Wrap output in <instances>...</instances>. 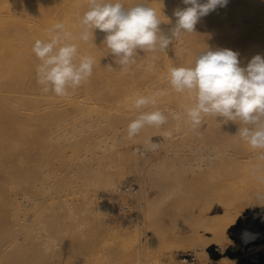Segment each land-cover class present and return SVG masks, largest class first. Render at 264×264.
<instances>
[{"label":"bare ground","instance_id":"6f19581e","mask_svg":"<svg viewBox=\"0 0 264 264\" xmlns=\"http://www.w3.org/2000/svg\"><path fill=\"white\" fill-rule=\"evenodd\" d=\"M165 1L166 0H143V2L148 3L150 6L156 9L157 14L163 21L160 25L162 29H164L163 27H167L168 20L173 21V24L176 22V17L174 16L175 11L172 10L173 5H175V3H173L174 0H167V4H165ZM233 1H236V4H233L235 5L233 11L236 10L238 12L240 9L238 10L237 8L244 7V0ZM122 2L127 7L140 2V0H122ZM87 6L88 0H0V210L2 209L3 211V213L1 212L2 215H0V222L3 224L7 223L9 227H11L12 224L16 226V223L18 224V222H20L22 214L19 216V212L22 208L31 207L34 205L33 203L36 204V202L34 201H36V199L38 198H36V196L33 194V188L36 186V183L32 174V170L34 168L35 170L42 169L41 172L35 171V173L42 174L40 176L42 178H46L49 175V171L43 168V166L46 164H50L52 165V167H54L57 173L61 172L64 169V166L72 167L76 172L78 170L77 178H80V184L84 186V188L83 186H77V188H80L82 189L81 191H83L79 192L81 194H78L79 196H77L82 199L83 206L81 204L80 209H83L82 207H84V205H86V209L87 207H89L90 209V203H92L93 201H96V203L98 202L97 204H93L95 205V208H92L93 205L91 206V208L95 209V212L97 211L98 213H102L104 215L105 222H103L102 226L104 225V223L111 222L109 229L105 227L107 225L103 226L106 228L105 233H107L108 237L106 235H102V237L106 236L107 238H109V235H111V233L113 235L116 231H110L111 233L108 231L112 230L110 229L111 227H113V220L111 219H114L113 217H115L113 216V211L111 209L112 202H110L111 200L109 201V196L111 195V193H113V191H117L115 185L122 179L123 175H120L122 174V171H119V166H117L118 170L116 168L117 171L114 170V172L110 171L102 173L96 171L95 169V171L90 170L91 168H89L90 164H88V159H90L91 157L100 158L99 156L101 155L115 153V151L117 150L116 145L118 144L116 143V138L121 137V132L119 133L117 132V130L115 131V127H111L114 130H111L110 127H107V124L111 122L112 117H114L115 115V112L113 111L114 106H118V104L123 100H130V98L136 94L151 95L157 89H159V85L162 83H165L166 86L168 85L167 88H165L166 91L170 89L172 90L171 85L169 84L168 74L164 76L162 75L159 78V56L158 58L154 59V57L149 56L150 54H147L149 53L148 51L143 53V55L139 57V60H137L132 68L133 70L130 68L132 71H137L134 77L135 79L132 78V80H130L131 78L129 77L131 76H128V81L126 79V76L122 77L119 75L118 77L115 73H113V70L116 68V66L114 67L115 64H111L113 60L109 59L105 55L107 54V52L105 53L103 50L102 53L105 54L100 55L101 53L99 49L102 48L95 45L97 41L104 39V37H102L104 34L100 36L96 34L98 32H101L97 29L94 30L93 40L91 37L87 42L80 41L79 39L76 40L80 55H91L95 58L96 61L93 69V74L89 81L81 85L74 91H71L70 95L67 97H58L52 92L43 93L41 90V86L37 83L36 78V66L41 62L32 52L34 42L37 39H48V29L53 24L61 22L65 24L66 28L73 34V36L78 37L81 31L79 17L82 16L83 13L87 10ZM244 11L245 10L241 12L244 13ZM241 12H235V15L231 13V16L229 15L230 18H228V21L223 14L221 16H223V19L227 21L224 23H227L226 25L229 28L228 30H230L229 34H231L232 31L237 30L241 31L244 34L243 37L240 36V34L243 35L242 33L239 34L240 38H243L241 47L239 48L241 49L240 53L243 55L239 58V60L241 66L245 67L247 63L252 59V57L256 55L253 51L252 45L253 41L255 40V36L258 34V27L260 23L259 19L255 18V16H252L251 14H245L244 16ZM262 19H264V17ZM166 29L167 28H165V31ZM177 45L176 48H173L177 49ZM175 49H172V51H174ZM180 49L181 48L177 50ZM157 52L159 51H156L154 53ZM175 52L177 51L175 50ZM195 52L193 54H196ZM137 54L140 55L142 53ZM258 54L264 56V53L262 54V52ZM144 58L146 61H144ZM137 64L138 66L136 67ZM162 64H164V67L166 66L168 69L170 67H173L171 60L167 58L164 59ZM119 67L120 66H118V68ZM136 77H138L137 80ZM123 78L126 80H123ZM134 80L135 82L132 83V81ZM162 89L163 88H161V91ZM173 96H175V93ZM189 103H191V101ZM174 112H176V109ZM128 118L130 119L131 116ZM206 118L207 122L198 130H196L195 133H191L193 134L192 136L197 135L200 137H203L208 133H212V140L210 139V142L204 141L206 143L198 145L195 142V146H193V144H190L193 147H191L190 149L188 148L189 152L187 157L185 156V152H187V150L184 152V150L182 151L181 149L183 146L179 148V151L174 150V153L178 155V159L181 156L186 161H184L186 165H182L185 167L188 175L192 174L193 177L196 174H200V177L201 175H204L208 187L206 189L175 190V192L178 191L177 193H180L181 196L184 197V199L181 197L182 201H185L186 198H190V200L192 199L193 201L195 199V202L191 204L190 207L186 208H189V210L184 213L185 215L180 217L179 214L181 223H179L178 225L175 224L176 226H173L172 228H169L168 225L164 226V228H168H165L166 230L162 232V237H159V248L155 249L158 250V252H156V255L151 254L150 252L149 256L143 255L145 253V250H147L148 253L151 242H153L154 244L153 248L156 247V238H152V236L157 237V235H154L153 233L151 238H144V240L146 239L144 243L140 241L141 243L138 244L139 240H137L136 242L139 246V250L137 251H141L143 254L140 253L141 255H139L137 253L135 254L136 257H133V255H128L125 252V256L122 259H117L118 257L108 256L107 259L105 258L107 261H105L104 264H187V258H180V255H191L193 256V259L200 264H235L237 259L231 257L230 255L224 254L221 257L213 258L209 253V247L211 245H216L221 250L220 252H224L228 248H234L236 250H241L242 252L250 249H264V241H261L264 240V231L260 229L246 226L242 227L235 238H233L229 233V229L235 223L237 217L246 208L252 207L254 205H258L261 208H264V160H261L259 158V150L252 149L246 142H244L238 135H236L239 127L237 123L228 121L227 123H222L220 125L219 123H217L215 117L206 116ZM219 119L220 118H218V121ZM131 120H133V118ZM127 123H122V125H126L127 127ZM212 124H215L214 127L211 126ZM103 127L110 128L111 132H108L109 130L107 129H105V131H101ZM106 133H113L110 141L113 146H109L110 148H108V141H104L107 138ZM187 133L191 136L190 132ZM210 136L211 135H209V137ZM149 138L150 137L146 138V136H143L141 134H138L134 138L136 146H138L142 151L144 150V153L147 155V157L149 156V158H146V160L144 161L141 157V160L144 162L143 165L147 166L144 168H149V164L158 159L156 154L152 152L148 153L147 151L148 143L145 139H148L149 142ZM169 138L170 137H168L167 139ZM183 140H181L182 143ZM130 141L128 142L130 143ZM125 142L127 141L125 140ZM165 145H167L166 141ZM68 150L72 152V155L70 157L67 156ZM77 154H81V157L79 158L75 156ZM166 154L167 153L163 154V152L162 154L160 153L159 159L166 160L171 157L169 154ZM183 159L180 158V160ZM141 160H139L140 165ZM33 161H36L35 167H32ZM149 169H145L144 171L141 168V170L143 171L140 172V175L137 173L139 175L137 176L141 177V180L148 185H157V182H155L156 180L153 179V175H155V173L152 175L151 171L149 175ZM179 171H181V169ZM182 172L181 175H183ZM151 175L153 177H149ZM157 176L159 177L161 175ZM198 177L199 176H197V178ZM59 185L62 186V183H59ZM95 185L96 188L97 185H102L103 188H105V191L107 193L105 198L99 199L96 195V197L93 199V193L95 192L92 193L90 191H92L93 189L94 191L97 190H95ZM158 185L154 186L158 189ZM97 191L99 194V189ZM169 192H171L170 189H159V194L162 195H167ZM101 193L102 191L100 192V194ZM49 202L46 203L52 205V208L58 207L56 205L58 203L55 204L54 201H52V203L50 204ZM68 208L73 209V207L70 206ZM68 208H66V210ZM173 208L174 207H172V210L174 212L175 208ZM69 211L73 213L72 210ZM69 213L67 214L69 215ZM177 213L178 212L176 211V214ZM161 216L162 214L160 215V217ZM73 217L78 218L77 215L72 214V216H70V219ZM162 217L159 218V226L161 222H163ZM171 217H173V215ZM176 219L177 218H175V220ZM84 222H86V220L83 221V223ZM80 223L78 224L79 226L81 225L80 227H82V223ZM116 227L117 226H115V228L113 229H116ZM137 228L139 227H136L135 231ZM53 229L51 228V230ZM128 229L129 228L126 227L125 230L122 229L120 231L121 233L124 230V232H122V235L123 233H125V237L123 235L125 239L123 237H120V235L118 234V231L120 229L117 231L118 233L116 232L118 235L116 233L114 235L116 237H120L117 238L118 240H121V238H123V240H125L124 243L129 241V239L131 241L132 239L129 238L130 236L127 235L128 238L126 237V233H130L129 230H131ZM4 230L5 231L4 233L2 232V235L0 233L2 237L1 241H4L0 243V264H17L18 260L16 261V254L10 255V253L13 252L14 244H16V240L19 239L17 238L18 235L16 234V236L14 237L15 233L8 231V229ZM54 231L55 230H53V233ZM135 231H132L135 234L134 236H136ZM108 232L110 234H108ZM138 232L139 231H137V235ZM65 234H67V232ZM112 235L110 236V238L114 237V235ZM144 235H146V233ZM27 237L31 238L29 234L27 235ZM97 239H100V237ZM117 239H115V241ZM126 239L128 240L126 241ZM47 240L48 238H46V241ZM57 241L59 240H53L55 244L58 243ZM179 241L182 242L180 243ZM60 242L63 243L64 241ZM60 242L58 244L62 245L60 244ZM133 242L135 243V241ZM74 245L76 247L75 243ZM95 245L93 250L97 251V247H95ZM78 246L79 245H77V247ZM138 246H136L135 249H137ZM77 250L79 253H77V255L75 256L76 258L74 259H77L78 257L82 261L84 260L85 264H88L90 262V259L92 260V258H95H91L93 251L91 249L89 250L90 252H88L87 250ZM71 251L65 258L66 263H69V261L71 260L70 256L72 257L71 254H73V251L75 250ZM94 255L95 254H93V256ZM6 256H9V258ZM22 260L23 259L19 260V262H22ZM99 260H97L96 258V261ZM96 261L94 262L96 263ZM59 262H61V258L59 259ZM98 263L100 262H97V264Z\"/></svg>","mask_w":264,"mask_h":264},{"label":"rangeland","instance_id":"374dc122","mask_svg":"<svg viewBox=\"0 0 264 264\" xmlns=\"http://www.w3.org/2000/svg\"><path fill=\"white\" fill-rule=\"evenodd\" d=\"M201 2H204V0H201ZM173 3H175V5H173V8H172V10H174V11H176L180 8L187 7V5H184L182 3V0L181 1L180 0H174ZM261 3L264 4V0H244V7L237 8L238 10L240 9L238 12H241L243 10L246 11V12L244 11V13L241 12L242 15L245 16V14H247V15L251 14L252 16H255V18L259 19L260 24L258 27V34L255 36L256 41L254 40L253 45H252L253 51L256 55L258 53H261V52H262V54L264 53V24H262V23H264V21H263L264 19H262L264 17L263 16L264 15V5H262ZM165 4H167V0L165 1ZM233 4H236V1L228 0V4L226 6L217 7V9H216L217 12L211 11L208 15L201 17V19H199L200 22H197L198 25L197 24L195 25L194 33H182V35H181L182 37L180 36L179 40L178 39L174 40L175 42L174 41L172 42V44L169 46V48L167 49L166 52H157V53L151 52L150 53L148 51L149 53H147V54H150L149 56L154 57V59L158 58V56H159V61H160L159 62L160 63L159 78L162 75L164 76V75L168 74V68L166 66L164 67V64H162V62L164 61L165 58L170 59L173 66H175V67H180V66L190 67V66H193L196 55L202 51H205L207 48L212 49V50L227 49L228 48L230 50L238 52L239 58L243 55L240 53L241 49H239V48L241 47V42L243 40L242 37L244 36V34L239 30H237L238 32L232 31L231 34H229L230 30H228L229 28L226 25L227 23H224V22L228 21V18H230L231 13L234 15H235V12L238 13L236 10L233 11L235 8V5H233ZM239 6H242V5H239ZM230 9H231V11H230ZM220 10H221V12H220ZM222 14L225 16V18H227V21L225 19H223V16H221ZM214 16L216 17V19ZM220 17H221V19H220ZM214 19H215V21H214ZM168 23H169V25H168ZM175 23L173 24V21L168 20L167 27H163L164 29L161 28L162 32L164 34H170V30L174 27L173 25H175ZM210 23H213L214 25L210 24ZM199 25H201V26H199ZM214 26H215V28H214ZM208 27H209V29H208ZM165 28H167L166 31H165ZM259 28H261V29H259ZM210 29H212V30H210ZM234 32L238 33V34H235ZM240 33H242L243 35H241ZM96 34L98 36L104 34L102 37H105V33L98 32ZM239 34H240V36H242L241 37L242 39L240 38ZM229 40H231V41H229ZM103 41H104V39L99 40L96 42L95 45L102 48V49H99V51L101 53L100 55H104L107 52V54H105V55L109 59L113 60L111 62V64H113V65L115 64L114 67L116 66V68L118 69L117 70L115 68L117 71L114 69L113 73H115L118 77H119V75L122 77L126 76L127 80L129 78H131L130 80H132V78L135 79L134 77H135V74L137 71L136 72L132 71L133 70L132 68H133L134 64L137 62V60H139V57L147 51L144 52L142 50H138V53H142V54H140V55L138 54L139 56L135 57L136 62L134 64H130L128 66L123 67L118 62H116L113 55L111 53H109L110 50L108 49V51H107V47L103 44ZM183 41H184V43H183ZM175 44L176 45L178 44L177 49H179V48H181V49L180 50L175 49L176 48ZM172 45H174V46H172ZM178 46H179V48H178ZM173 47H175V48H173ZM172 49H175L177 52H175V50L172 51ZM202 49H205V50H202ZM102 50L105 53H102L103 52ZM180 51H182V52H180ZM195 51H197V52H195ZM194 52L196 54H193ZM171 53H174V54H171ZM187 58H189V59H187ZM144 61H146L145 58H144ZM117 65L120 67L118 68ZM137 66H138V64L136 65V67ZM163 68L166 70H164ZM128 76H131V77L128 78ZM138 77H136V80L138 79ZM124 78H123V80H126ZM133 82H135V80L132 81V83ZM165 86H166L165 83L160 84L159 89H157L154 92V93H156L159 91V93H160L159 97H157V104L155 107L160 108L161 110L170 109L172 112H174L176 109V112H174V113H176V114L178 113V115L180 116V120H178V119L176 120L172 116H169L168 123L165 126H163L162 128L157 129L154 127H146L145 129H143L139 133L143 136H146V138L150 137L149 142H148V139H145V140H147V143H148V146H147L148 150L147 151H148V153L152 152V153L156 154L158 157V159H156L155 161H153L149 164V168H151V169L144 168L147 166L143 165L144 164L143 161L146 160V158H149V156L147 157V155L144 153V150L142 151L138 146H136V142L134 141V139H132L133 141H130L127 138V127H126V125H124L125 126V128H124V126L122 125V123L123 124H125L127 122L129 123L131 121V119L132 118L134 119L136 117L135 115L138 114L137 110L134 109L133 107H131V105H132L131 99L130 100H128V99L123 100L118 104V106H114L113 111L115 112V115H114V117H112L111 122H109L107 124V127H110V128L115 127V131L117 130V132H119V133L121 132V134H120L121 137L116 138L117 139L116 143L118 145H116L117 150L115 151V153H109V154L101 155V156H99L100 158H92L91 157L90 159H88V161H89L88 164H90L89 168H91L90 170H93V171L96 170V171L102 172V173L103 172H110V171L114 172V170L115 171L118 170L117 166H119V171H122L121 172L122 174H120V175H123V177H122L123 180L121 179L120 182L116 183L115 187L117 188V191H113V193H111V195L109 196V201L111 200L110 202H112L111 203V205H112L111 209L113 211V216H115V217H113L114 219H111V220H113V223H112L113 227L110 228L112 230H108V231L109 232L110 231L111 232L112 231L117 232L120 229L118 231L119 233L118 232L117 233L120 235V237H123V235L125 233H123V235H122V232H124L125 228L127 227L131 230L128 229L130 233H128V234L126 233V237L128 235V236H130L129 238H131L132 240L130 241V239H129V241H127L128 239H126V241L128 243L127 242L124 243L125 240H123V238L125 237V235L123 238H121V240H122L121 241L120 239L119 240L117 239L120 237H118V236L116 237L114 235L116 232H114V234H113L114 237H111V238H110V236L112 235V233L110 232L111 235H109V238H107L108 235H107V233H105V231H106L105 229L106 228L109 229L111 222L104 223L103 226L107 225V226H105L106 228L102 226L103 222H105L104 215L102 213L101 214L98 213L97 211H96L97 212L96 213L95 209H92V208H95L94 207L95 205H93V204H97L98 202L96 203V201H93L92 203H90L91 204L90 209H89V207H87V209H86L85 208L86 205H84V207H82L83 209H80L81 204H82V199H80V197H77V196H79L78 194H81L79 192H83V191H81L82 189L77 188V186L82 187L83 185L80 184V180H79L80 178H77L78 170L76 172L74 168L64 166V169L61 172L57 173L56 170L54 169V167H52V165L46 164L43 166V168H45L49 171L48 176L51 175L50 177L47 176L46 178H42L40 176L42 174H39V173L36 174L35 173V171L41 172L42 169L35 170V168H34L32 170V174H33V177H34L35 183H36V186L33 188V194L36 196V198H38V199H36V201H34V202H36V204L33 203L34 204L33 206L21 209V211L19 212V216L22 214L21 219H20V222H18V224L16 223V226H14L12 224L13 226L11 225V227H9V225L7 223L3 224L0 222V233H1V235H2V232L4 233V231H5L4 229H6V230L8 229V231L15 233L14 237L16 236V234L18 235L17 238H19V239L16 240L17 243L14 244L13 252L10 253V255L16 254V261L18 260L17 264H51V263L52 264H60V263L61 264H72V263L73 264H85V261L84 260L82 261L78 257H77V259H74V258H76L75 256L77 255V253H79L77 249H79V251H82V250L86 251L87 250L88 252H90L89 250L90 249L93 250L94 245L96 243L97 244L95 245V247H97L96 248L97 251L93 250L92 256H91V258L92 257H95V258L94 259L92 258V260L90 259V262L88 264L95 263L94 261H96V258H97V260H99V259H101V260L96 261L95 264H97V262H100L98 264H104V262L107 261L106 259L108 256L118 257L117 259H120V258L122 259L125 256V252L128 255H133V257H136L135 254L138 253L139 255H141L140 253H142L141 251H137V250H139L138 244L141 243L140 241H142V243H144V241H146V239L144 240V238L145 237L151 238L153 233H154V235H157V237L152 236V238H156V247L153 248L154 244H153V242H151L150 247L148 249V253L150 252L151 254L156 255V252H158V250H155V249L159 248V237H162V232L164 230H166L165 228H168V227L172 228L173 226H176L175 224L178 225L179 223H181L180 218H179V214H180V217L185 215L184 213L189 210V208L188 209H186V208L190 207L191 204H193L195 202V199H194V201L191 199L192 200L191 201L190 198L188 199L186 197H185L186 198L185 201H182L181 197L183 199H184V197L181 196L180 193H177L178 191L175 192V190H178V189L179 190H182V189H206L208 187V184H207V181H206L204 175H201V177H200V174L199 175L196 174L194 177L192 174H190L191 177H190V175H188V172L186 171V169L184 167L186 165V163H185L186 161L181 156L178 159V155L176 153H174V150L179 151V148L183 146L181 149H182V151L184 150V152L187 150V152H185V154H186L185 156L187 157L188 152H189L188 148L190 149L191 147L195 146L196 143L198 145V144L210 142L212 140L211 138L213 137L212 133H208L203 137H200L197 135L192 136L193 134L191 132L195 133V131L198 130L200 127L196 130H193L190 127V125L188 123H186L187 119H186V115H185V106L194 102L193 99L191 98V95L190 94L177 93L174 91V89H172V90L170 89V90L166 91L165 88H167L168 85L166 87ZM161 88H163L162 91H161ZM174 93H175L176 97L173 96ZM181 96H183V97H181ZM117 100H118V98H117ZM190 101H191V103H189ZM186 102H188L189 104ZM143 110L151 111L154 109H153V106H148L146 109H143ZM167 113L168 112L166 111L165 114L167 115ZM130 116H131V118L129 119L128 117H130ZM127 119H128V121H127ZM175 121H176V123H175ZM206 122H207V118L205 117L203 120L202 126ZM128 123H127V125H128ZM118 125H120L122 127H120ZM214 125L212 124L211 126L214 127ZM188 126H189V129H188ZM107 127H103L101 129V131L102 130L105 131V129H107V130H109L108 132H111V130L113 128H111V130H110V128H107ZM94 130H97V129H94ZM168 131H172V133H173L172 134L173 139L171 137H170L171 139L169 138L171 141L169 139H167L168 136L166 135V133ZM187 132H190L191 136ZM177 133H179V134H177ZM106 134H107V138H106L107 140L105 139L104 141L105 142L108 141V148H110L109 146L112 145V143L110 141H111V138L113 136V133H110V134L106 133ZM174 134L176 135V137ZM207 135H208V137H207ZM209 135H211V136L209 137ZM186 138H189V139H186ZM112 140H114V139H112ZM125 140L127 142H125ZM181 140H183V143L181 142ZM128 141H130V143ZM165 141H166L167 145H165ZM204 141H206V142H204ZM121 142H123V143H121ZM119 143H121L122 146ZM190 144L191 145L193 144V146H191ZM130 152H131V154H130ZM162 152H163V154L164 153L169 154L171 157L170 156H169L170 158L167 157L168 159H166V160L165 159H159L160 153L162 154ZM171 152H172V155H171ZM71 155H72V152L70 150H68L67 156L70 157ZM75 156L80 158L81 154H77ZM141 157H142L143 161L141 160ZM180 158L183 160H180ZM139 160H141V165L143 167L140 165ZM32 164H31L32 167H35L36 161H33ZM182 164H184V166ZM116 168H117V170H116ZM141 168L144 171H145V169H149L150 170L149 175H150L151 171H152V175L154 173L156 176L161 175L159 177L158 176L156 177L155 175H153L154 176L153 179L156 180L155 182H157V185L159 184L158 189L155 187V186H157L156 184H154L155 186L152 184L148 185L147 183H145L141 180V177H138L140 175V172L143 171V170H141ZM76 169H78V168H76ZM180 169H181V171H179ZM184 171H185V173L186 172L187 173L185 174ZM181 172L183 175H181ZM152 175L149 177H153ZM184 175H185V177H184ZM180 176L181 177L183 176V177L181 178ZM197 176H199V177L197 178ZM59 183H62V186H60ZM127 186H130L131 188L129 190H125ZM83 188H84V186H83ZM96 189L97 190L99 189V194H98V191ZM100 189H102V190H100ZM159 189H170L171 192H169L167 195H165V194L162 195V194H159ZM95 190L96 191H94V189L92 191H90L92 193L95 192V193H93V199L96 197V195L98 196L99 199H103L106 197L107 193L105 191V188H103L102 185H97V188L95 185ZM101 191H102V193L100 194ZM52 199H54V200H52ZM45 200H47V201H45ZM43 201H45V202H43ZM52 201H54L55 204L58 203L56 205L58 206L57 208H59V209L52 208L53 207L52 205H49L46 203V202H49L51 204ZM68 201H69V203H68ZM150 201H152V202H150ZM65 204L69 205L70 207H73V209L68 208L69 206H66ZM45 205L47 206V208ZM92 205H93V207L91 208ZM60 206H62V207H60ZM82 206H83V204H82ZM172 207L175 208L174 212L172 210ZM66 208H68V209L66 210ZM179 208H180V210H179ZM84 209H85V211H84ZM69 210H72L73 213H71ZM56 211H58V212H56ZM176 211L178 212L177 214H176ZM1 212L3 213L2 209L0 210V215H2ZM67 213H69V215L71 214L70 216H72V214L77 215L78 218L73 217L70 219V216ZM161 214L163 216V217L161 216L163 222H161V224L159 226V223H160L159 218H161L160 217ZM171 214L173 215V217H171L172 216ZM177 215H178V217H177ZM63 217H65V218H63ZM82 218H83V220H82ZM175 218H177V219L175 220ZM75 219H76V221H75ZM84 219L86 220V222H84L86 225L83 223V221H85ZM79 221L82 223V227H80L81 225L79 226V224H78V223H80ZM114 223H115V225H114ZM28 225H29V227H28ZM167 225H168V227L164 228V226H167ZM53 226H54V229H53ZM115 226H117L116 227L117 230L113 229V228H115ZM245 226L246 227H253L255 229H260V230L264 231V208H261L258 205H254L252 207L246 208L237 217L235 223L229 229V233L231 234V236L233 238H235L237 236L238 232L242 229V227H245ZM136 227H139V228H137L135 231ZM51 228L53 230H55L54 233H53V230H51ZM76 228L79 230H77ZM121 228L124 230L120 233V231L122 230ZM82 229H84V230H82ZM132 231L133 232L135 231L136 236H134L135 234ZM137 231H139L138 235H137ZM55 232H57V233H55ZM66 232H67V234H65ZM69 232H70V234H69ZM109 232H108V234H110ZM83 233L86 235H84ZM145 233H146V235H144ZM28 234L31 238L27 237ZM46 234H47V236H46ZM1 235H0V243L4 242V241H1V238H2ZM102 235H106L107 237L106 236L102 237ZM99 237H100V239H97ZM140 237H142V238H140ZM41 238H42V240H41ZM46 238H48L47 241H46ZM113 238H115L117 240L115 241V239H113ZM52 239L53 240L54 239L59 240V241H57L58 243L60 241H64V242L63 243L60 242V244H62V245H59L58 243L55 244ZM133 239H135V240H133ZM31 240H32V242H31ZM137 240H139L138 244L136 243ZM98 241H100V242H98ZM119 241H121V242H119ZM133 241H135L136 245ZM261 241H264V240H261ZM179 242L181 243L182 241H179ZM179 242H176V243H179ZM74 243L76 244V247H75ZM47 244H48V249H47ZM127 244H129V245H127ZM70 245H71V247H70ZM77 245H79V246L77 247ZM136 246H138L137 249H135ZM84 248L85 249L87 248V249L85 250ZM217 248L218 247L216 245H211L209 247V253L213 258H218V257H221L224 254H226V255H230L231 257L234 256V258L237 259L235 264H252L251 257H253V254H252L254 252L253 249L245 250L242 252L241 250H236L233 248L234 252L229 254L227 252L229 249L228 248V249H226V251L220 252L217 254L216 253ZM71 250H75V251H73V254H71L72 257L70 256L71 260L69 261V263L68 262L66 263L65 258L69 255ZM36 251H37V253H36ZM148 253H147V250H145V253L144 254L142 253V254L145 256H147V255L149 256L150 253L149 254ZM93 254H95V255L93 256ZM6 257L9 258V256H6ZM183 257L187 258V260H188L187 264H200L196 260H194L193 256H191V255H180V258H183ZM39 258L40 259L42 258V259L40 260ZM60 258H61V262H59ZM21 259H23L24 261L22 260V262L20 261L21 262L20 263L19 260H21Z\"/></svg>","mask_w":264,"mask_h":264},{"label":"clouds","instance_id":"9594fccd","mask_svg":"<svg viewBox=\"0 0 264 264\" xmlns=\"http://www.w3.org/2000/svg\"><path fill=\"white\" fill-rule=\"evenodd\" d=\"M182 3L187 7L174 12L175 26L170 34H164L156 9L143 0L127 7L122 0H88L87 10L79 17L78 37L61 22L48 29V39L34 42L32 52L41 62L36 66V78L42 92L67 97L89 81L96 61L91 55H80L76 40H93L94 30L105 33L103 44L116 62L128 66L136 62L138 50L166 52L182 33H194L201 17L226 6L228 0ZM168 79L175 92L190 94L194 101L185 106L187 123L193 130L202 126L206 116L215 117L220 125L235 122L239 125L236 135L259 150L258 156L264 160V56L257 54L242 67L238 52L207 48L196 55L193 66L170 67ZM159 95L136 94L130 98L138 114L127 125L129 140L146 127L162 128L169 116L180 119L170 109L155 107ZM148 106L154 110H143ZM172 134L166 133L168 137Z\"/></svg>","mask_w":264,"mask_h":264},{"label":"crops","instance_id":"0c3cea01","mask_svg":"<svg viewBox=\"0 0 264 264\" xmlns=\"http://www.w3.org/2000/svg\"><path fill=\"white\" fill-rule=\"evenodd\" d=\"M251 257L252 264H264V249L254 250Z\"/></svg>","mask_w":264,"mask_h":264},{"label":"water","instance_id":"95a60500","mask_svg":"<svg viewBox=\"0 0 264 264\" xmlns=\"http://www.w3.org/2000/svg\"><path fill=\"white\" fill-rule=\"evenodd\" d=\"M229 254H231V253H233L234 252V250L232 249V248H230V249H228V251H227ZM216 253L218 254V253H220V250L217 248L216 249ZM234 257V256H233Z\"/></svg>","mask_w":264,"mask_h":264},{"label":"built area","instance_id":"2783aa9c","mask_svg":"<svg viewBox=\"0 0 264 264\" xmlns=\"http://www.w3.org/2000/svg\"><path fill=\"white\" fill-rule=\"evenodd\" d=\"M130 188H131L130 186H127V187H126V189H128V190H129Z\"/></svg>","mask_w":264,"mask_h":264}]
</instances>
